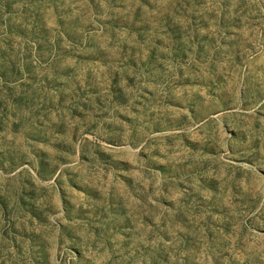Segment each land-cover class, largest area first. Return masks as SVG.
<instances>
[{
  "label": "rangeland",
  "instance_id": "374dc122",
  "mask_svg": "<svg viewBox=\"0 0 264 264\" xmlns=\"http://www.w3.org/2000/svg\"><path fill=\"white\" fill-rule=\"evenodd\" d=\"M0 264H264V0H0Z\"/></svg>",
  "mask_w": 264,
  "mask_h": 264
}]
</instances>
